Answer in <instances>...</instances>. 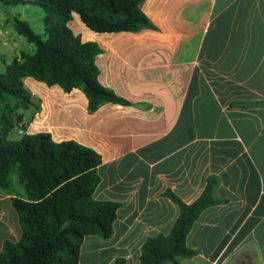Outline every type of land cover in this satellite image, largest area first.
<instances>
[{
  "label": "crops",
  "instance_id": "0c3cea01",
  "mask_svg": "<svg viewBox=\"0 0 264 264\" xmlns=\"http://www.w3.org/2000/svg\"><path fill=\"white\" fill-rule=\"evenodd\" d=\"M142 10L155 29L97 33L78 14L69 23L103 50L101 84L131 105L91 114L82 90L25 80L40 109L25 111L23 130L99 153L94 197L121 204L112 237L87 236L80 264H140L145 242L180 215L165 193L190 204L211 176L226 203L202 213L187 237L198 255L181 264H264V0H146ZM7 30L1 22V45ZM15 197L0 192V250L21 237Z\"/></svg>",
  "mask_w": 264,
  "mask_h": 264
},
{
  "label": "trees",
  "instance_id": "16d2710c",
  "mask_svg": "<svg viewBox=\"0 0 264 264\" xmlns=\"http://www.w3.org/2000/svg\"><path fill=\"white\" fill-rule=\"evenodd\" d=\"M145 1L0 0V6L31 4L46 14V37L37 34L29 22L13 20L15 31L34 44L36 51L22 52L0 74V189L11 187L10 176L16 169L24 190V197L12 199L21 237L17 242L3 243L0 264H80L87 236L112 237L121 204L94 197L101 183V155L75 141L55 142L48 133L28 134L23 130L24 114L16 111L40 109L26 87L27 78L58 85L67 93L82 90L91 114L108 103L131 105L101 84L96 58L103 50L95 42H83L69 23L73 14H78L97 33L155 29L142 10ZM17 127L20 138L13 140L11 135ZM218 185L217 176L209 177L203 193L190 204L172 191L165 193L179 207L180 215L168 235L160 234L145 242L140 264H181L198 255L187 245V237L204 211L226 203L216 197ZM115 264L126 261L118 258Z\"/></svg>",
  "mask_w": 264,
  "mask_h": 264
},
{
  "label": "rangeland",
  "instance_id": "374dc122",
  "mask_svg": "<svg viewBox=\"0 0 264 264\" xmlns=\"http://www.w3.org/2000/svg\"><path fill=\"white\" fill-rule=\"evenodd\" d=\"M45 12L40 7L35 5L27 4V5H18V6H0V23L2 22L3 27L7 28V32L11 30L9 37L7 38V44L2 43L0 40V74H3L7 70V65L11 64L22 52H26L29 54H34L36 51V47L34 44H30L27 40L20 36L12 26L13 20L15 18H19L21 20L27 21L30 23L33 30L43 36H45ZM5 20L7 21V25L5 24ZM13 39V40H12ZM4 44V45H3ZM18 114H24L25 111L17 110ZM29 116V114H28ZM16 117L13 119L15 120ZM29 118V117H27ZM20 130L19 128H15L14 132L11 135V139L18 140L20 138ZM11 187L10 190H1L0 192L7 194V192H12L15 195H24V190L22 185L19 183L18 172L15 169L11 176ZM1 207V205H0Z\"/></svg>",
  "mask_w": 264,
  "mask_h": 264
},
{
  "label": "water",
  "instance_id": "95a60500",
  "mask_svg": "<svg viewBox=\"0 0 264 264\" xmlns=\"http://www.w3.org/2000/svg\"><path fill=\"white\" fill-rule=\"evenodd\" d=\"M23 129H25V128H23Z\"/></svg>",
  "mask_w": 264,
  "mask_h": 264
}]
</instances>
